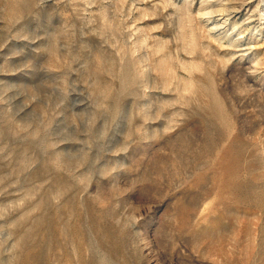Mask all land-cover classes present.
Instances as JSON below:
<instances>
[{"label": "rangeland", "instance_id": "1", "mask_svg": "<svg viewBox=\"0 0 264 264\" xmlns=\"http://www.w3.org/2000/svg\"><path fill=\"white\" fill-rule=\"evenodd\" d=\"M0 264H264V0H0Z\"/></svg>", "mask_w": 264, "mask_h": 264}]
</instances>
